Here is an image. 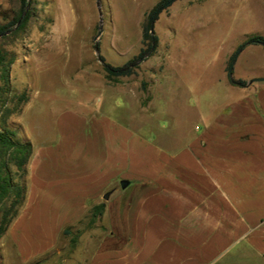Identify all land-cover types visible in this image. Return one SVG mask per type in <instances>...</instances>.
Wrapping results in <instances>:
<instances>
[{
  "label": "rangeland",
  "instance_id": "obj_1",
  "mask_svg": "<svg viewBox=\"0 0 264 264\" xmlns=\"http://www.w3.org/2000/svg\"><path fill=\"white\" fill-rule=\"evenodd\" d=\"M158 1L98 0L96 7L94 0H30L23 27L15 30L16 22L0 39L11 91L27 97L21 113L7 119L15 138L52 144L58 121L74 114L85 121L106 118L149 149L169 146L173 138L183 143L201 126L200 115L240 95L228 86V72L233 80L264 84L255 81L264 79V46L246 43L264 38V0H174L152 22L154 51L133 75L106 80L100 58L111 67L133 61L147 45L141 27ZM18 6V0H0V24L10 23ZM89 213L44 253L28 246L25 223L17 235L6 230L0 264H88L100 242L121 238L108 234L101 215L89 223ZM235 264H264V258Z\"/></svg>",
  "mask_w": 264,
  "mask_h": 264
},
{
  "label": "crops",
  "instance_id": "obj_2",
  "mask_svg": "<svg viewBox=\"0 0 264 264\" xmlns=\"http://www.w3.org/2000/svg\"><path fill=\"white\" fill-rule=\"evenodd\" d=\"M251 83L229 84L240 95L169 146L149 149L106 118L62 116L54 143L30 144L23 202L6 230L25 223L28 246L44 253L101 204L108 234L122 239L100 242L88 264L264 258V84Z\"/></svg>",
  "mask_w": 264,
  "mask_h": 264
},
{
  "label": "trees",
  "instance_id": "obj_3",
  "mask_svg": "<svg viewBox=\"0 0 264 264\" xmlns=\"http://www.w3.org/2000/svg\"><path fill=\"white\" fill-rule=\"evenodd\" d=\"M174 0H159L145 15L144 23L141 27V39L147 42L144 49H140L136 58L130 63L121 67H111L103 63L102 70L105 78L111 82H117L119 77H126L135 73V68L155 49L156 40L153 36L152 22L157 13L165 9ZM30 0H18L19 6L14 19L8 24H0V39L9 30V27L18 22L15 30H19L30 17L29 10H25ZM247 44H258L264 46V38L253 36L246 42ZM229 57L226 70L230 69L231 63L238 50ZM9 65L4 52L0 49V237L5 233L8 225L16 216L24 198L25 166L30 155L31 145L27 140L15 138V131L8 126L7 119L11 115L18 116L21 113V106L27 101L26 95L22 92L16 94L11 91L9 80ZM228 83L238 87H244L245 81L233 80L230 73L227 74ZM102 205L91 208L89 213V223L100 216ZM67 233L66 230L63 231Z\"/></svg>",
  "mask_w": 264,
  "mask_h": 264
},
{
  "label": "water",
  "instance_id": "obj_4",
  "mask_svg": "<svg viewBox=\"0 0 264 264\" xmlns=\"http://www.w3.org/2000/svg\"><path fill=\"white\" fill-rule=\"evenodd\" d=\"M95 1V6L97 7L98 6V0H94ZM152 30V28L150 29V31ZM94 53L97 54L98 53V49L96 46H94ZM261 80H264V79H255V81H261ZM126 185V181H120L119 182V186L120 188H123L124 186ZM107 196H108V192L105 193L103 196H102V199L105 200L107 199Z\"/></svg>",
  "mask_w": 264,
  "mask_h": 264
}]
</instances>
